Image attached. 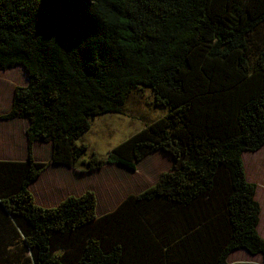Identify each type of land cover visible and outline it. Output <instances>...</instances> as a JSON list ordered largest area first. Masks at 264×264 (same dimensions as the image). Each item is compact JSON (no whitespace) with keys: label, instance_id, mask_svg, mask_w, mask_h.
<instances>
[{"label":"trees","instance_id":"obj_1","mask_svg":"<svg viewBox=\"0 0 264 264\" xmlns=\"http://www.w3.org/2000/svg\"><path fill=\"white\" fill-rule=\"evenodd\" d=\"M15 66L28 83L0 120L29 121L28 157L0 161V264L15 238L24 264H228L240 249L264 263L242 160L264 146V0H0V70ZM146 88L168 112L80 161L90 120ZM35 142L86 172L159 150L172 165L101 217L93 191L43 208Z\"/></svg>","mask_w":264,"mask_h":264},{"label":"rangeland","instance_id":"obj_2","mask_svg":"<svg viewBox=\"0 0 264 264\" xmlns=\"http://www.w3.org/2000/svg\"><path fill=\"white\" fill-rule=\"evenodd\" d=\"M167 112V107L154 105L149 89L137 90L127 98L122 113L103 114L90 120V128L76 141L77 144L83 143L88 147L86 155L80 161L87 160L91 153H95L98 157H106L112 148L140 131L145 125L164 116ZM161 152L150 154L137 162L135 170L114 163L86 172L83 171L84 167L80 162L74 166L53 163L50 160L43 163L48 164L46 168L61 165L69 169V171L63 170V173H74L75 178L78 177L76 178L78 183L71 185L70 192L73 193L72 195L80 193L82 195L86 189L93 191L98 196L95 195L96 201L99 203L98 214H100L115 209L114 205L129 193L139 194L146 190L155 184L162 173L170 170L171 157L168 153ZM49 156L51 159V155ZM242 160L248 180L256 184L257 189V185L263 182L264 146L255 152H245L242 155ZM63 179L66 178L62 175L61 180ZM13 242L16 243L12 244L10 250L17 252V254L11 256L10 264H24V259L28 253L24 254L20 250L21 247L17 245L16 238ZM237 254L238 256L242 255L241 253ZM247 258L252 257L248 256Z\"/></svg>","mask_w":264,"mask_h":264},{"label":"crops","instance_id":"obj_3","mask_svg":"<svg viewBox=\"0 0 264 264\" xmlns=\"http://www.w3.org/2000/svg\"><path fill=\"white\" fill-rule=\"evenodd\" d=\"M27 83V74L24 68L21 66H15L6 70H0V116L6 114L10 110L14 88L16 86H26ZM28 126L29 121L24 118L0 120V161L22 162L27 160L28 143L26 130ZM161 151L162 150L156 152L162 153ZM50 153H52V144L49 142H35L32 146V157L34 161L48 162L50 160ZM154 153L155 152H153L152 154ZM63 170L69 171L67 167L61 165L50 166L46 168L41 173V175L29 185V190L34 197L36 205L43 208H52L58 206L69 196L81 195V193L78 195H72L73 193L70 192L71 185H77L78 182L76 181V178L78 177L75 178L74 173L72 172L70 174L63 173ZM58 175L59 177H57ZM62 175L65 176L66 179L61 180ZM246 179L247 181H249L247 175ZM262 179L263 182L259 183L256 189V199L259 202L261 208L259 222L257 225V232L259 236L264 239V174L262 175ZM86 191H88V189H86ZM132 194L133 193H129L126 197L115 204V209L102 212L100 214H98L99 203L97 201V217H101L103 215L111 213V211L113 212L129 195ZM95 195L97 196V194ZM237 253H241L242 255L238 256ZM248 256H251L252 258H247ZM237 263L264 264L262 256L260 254L250 255L244 249L233 251L229 255L228 264Z\"/></svg>","mask_w":264,"mask_h":264}]
</instances>
